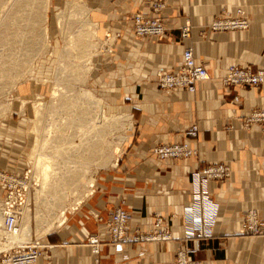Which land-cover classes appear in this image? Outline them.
I'll use <instances>...</instances> for the list:
<instances>
[{
  "label": "crops",
  "instance_id": "1",
  "mask_svg": "<svg viewBox=\"0 0 264 264\" xmlns=\"http://www.w3.org/2000/svg\"><path fill=\"white\" fill-rule=\"evenodd\" d=\"M149 1H85L96 30L109 36L110 52L100 57L102 74L115 81L110 88L115 99L128 94L130 103L121 110L131 113L133 126L116 161L96 174L92 191L75 209L72 230L44 235L41 241L54 246L35 264H92L94 258L97 264H172L179 246L190 249L188 257L201 264H264V232L247 235L241 230L248 207L257 208L264 223V130L242 124L253 107L264 105V84L225 87L220 83L229 63L264 66V0H164L163 36L134 38L128 32L132 13L146 9ZM234 7L248 17L246 31L206 29L218 11ZM184 22L190 34L181 38ZM185 46L205 66L208 79L192 93L159 89L155 70L177 65ZM234 95L236 103L231 102ZM191 125L196 126L194 138L187 134ZM183 140L196 149L195 157L164 161L147 152L156 143ZM222 160L231 163V173L227 182L214 181L210 186L216 206L213 236L203 241L184 239L182 207L190 173ZM120 203L129 214V236L151 229L152 215L159 213L172 232L171 240L106 243L103 224L96 217H106ZM97 233L104 242L92 254L86 239Z\"/></svg>",
  "mask_w": 264,
  "mask_h": 264
},
{
  "label": "rangeland",
  "instance_id": "2",
  "mask_svg": "<svg viewBox=\"0 0 264 264\" xmlns=\"http://www.w3.org/2000/svg\"><path fill=\"white\" fill-rule=\"evenodd\" d=\"M73 1L0 0V202L9 178L15 179L28 191L26 208L23 213L19 210L21 232L15 239L4 238L0 215V252L36 238L41 245L47 246L41 254L47 253L48 256L49 248L54 245L43 243L41 238L50 233L72 230L71 219L74 221L77 215L75 209L92 191L96 174L116 161L114 150H119V156L132 130L131 113L121 110L123 104L130 103L126 99L128 94L117 96L122 99L121 102L115 99L110 90L115 81L106 80L102 74L104 69L100 57L110 52V48L106 47L108 33L96 30V24L87 14L89 7L86 0H79L81 7L74 9ZM10 18H16L17 26ZM33 19H36L35 22ZM90 27L94 34L86 48L88 55L78 60L76 47L69 55L68 40H75ZM92 99L97 101L99 108ZM63 100L73 101L75 105L73 108L62 106ZM97 109H101L104 116L101 122ZM77 113H82L80 118L83 121L80 118L73 120ZM113 115L122 117L118 123L120 127L114 125V142H110L103 154L87 152V140L100 129L102 123V127L111 125ZM124 115H128V120H124ZM37 155L47 160L49 175H35ZM229 176L221 181L227 182ZM211 191L210 188V198ZM119 205L114 206L106 217H96L97 221L103 224ZM248 208L242 218L244 226L247 225L245 215ZM251 208L261 233L246 231V234L261 235L264 223L258 209ZM104 234L106 243L118 244L109 242L105 230ZM92 235L98 236L100 245L104 242L98 233ZM92 235H88L87 239ZM14 241L22 243L12 244ZM130 241L149 242L140 238Z\"/></svg>",
  "mask_w": 264,
  "mask_h": 264
},
{
  "label": "built area",
  "instance_id": "3",
  "mask_svg": "<svg viewBox=\"0 0 264 264\" xmlns=\"http://www.w3.org/2000/svg\"><path fill=\"white\" fill-rule=\"evenodd\" d=\"M166 3L164 0H150L146 9H138L132 13L131 24L128 29L129 35L134 38L162 37L164 27L161 14H164ZM250 21L240 7H234L233 11L221 9L207 23L206 29L211 33H227L231 31H245ZM190 34V26L184 22L179 28V36L186 38ZM155 82L159 89L165 91L194 92L196 86L207 80L209 75L205 66L196 61L192 49L185 46L181 51L180 62L169 69H156ZM220 83L223 86L248 85L257 86L264 84V66L251 67L248 64L229 63L220 75ZM237 95L231 102L236 103ZM243 127L258 125L264 130V105L252 108L242 119ZM189 138L196 135V126L191 125L188 129ZM147 152L158 160L173 161L178 159L193 158L196 149L188 140L163 142L151 145ZM231 172V165L224 161H212L202 167L193 169L190 173V187L187 191V202L182 207L183 238L194 240H205L213 235L216 206L210 198V186L214 181L225 180ZM24 176V175H23ZM26 188L15 179H8L6 192L1 200L6 215L4 223L7 230L15 228V209L24 201ZM251 207L246 212L247 225H243V231L254 234L261 233L257 220L254 218ZM18 212H16L17 218ZM128 212L119 205L113 209L109 218L103 223L106 235L110 243L127 242L135 239L146 241H169L172 238L170 229L163 226L162 216L153 213L152 228L148 231L132 235L131 239L127 233ZM14 223V224H13ZM260 228V229H258ZM135 236V237H134ZM138 236V237H136ZM92 254H97L100 240L98 236L92 235L87 239ZM47 247L41 245L38 239H29L21 246L13 247L7 251L0 252V264H33L41 255L42 250ZM49 247V246H48ZM190 250L179 247L176 249L172 264H201L199 260L188 257ZM92 264H97L94 258Z\"/></svg>",
  "mask_w": 264,
  "mask_h": 264
},
{
  "label": "bare ground",
  "instance_id": "4",
  "mask_svg": "<svg viewBox=\"0 0 264 264\" xmlns=\"http://www.w3.org/2000/svg\"><path fill=\"white\" fill-rule=\"evenodd\" d=\"M76 7H81L80 6V3H79V0H74L73 1V9L74 8H76ZM23 11V10H22ZM38 12V11H37ZM36 17L35 18H37V16H38V13H36V15H35ZM11 19V22L13 23V24H15L16 26H17V23L15 22L16 21V18H10ZM31 19V18H30ZM32 20V19H31ZM31 20H29L30 22H31ZM35 20L36 19H33V21L35 22ZM8 24V23H7ZM9 24H10V21H9ZM12 24V25H13ZM34 24V23H33ZM30 25H32V24H30ZM11 26V25H10ZM93 26V25H92ZM83 27V26H82ZM93 28L92 27H90V30L88 29V31H84V32H82V34L80 35V36H78V37H76V42H75V40H74V38L71 40L70 39V41L68 40V42H69V44H68V51H69V55H71V54H73V50H74V47H76V51L78 52V60H81L84 56H85V54H87V51L88 50H86V48L88 47V45L90 44V41L91 40H89L92 36H93V34H94V32H93V30H92ZM68 34V33H67ZM92 35V36H91ZM75 37V36H74ZM88 49V48H87ZM88 55V54H87ZM68 57H70V56H68ZM67 58V57H66ZM75 58V57H74ZM70 60V59H69ZM89 60V58L87 59V62H89L88 61ZM66 61V60H65ZM64 61H62V63H63ZM74 62H76V60L74 61ZM79 62H81V61H78V63ZM77 63V62H76ZM69 64V63H68ZM61 65H63V64H61ZM73 65H74V63H73ZM81 65V64H80ZM82 67V66H81ZM80 69V68H79ZM60 71V70H59ZM82 71V70H81ZM86 71V70H85ZM84 71V72H85ZM74 75V74H73ZM86 78H87V76H86ZM57 80H59V78L57 79ZM56 88V87H55ZM93 97V96H92ZM87 97H85L84 99H86ZM90 99V98H89ZM76 100V99H75ZM78 100V99H77ZM80 100V99H79ZM83 100V99H82ZM81 101V100H80ZM94 101V103L96 104V108H99V104L97 103V101H95L94 99H92V102ZM101 101V100H100ZM89 102H90V100H89ZM76 103H78L77 101H76ZM84 104V103H83ZM61 105L62 106H67V107H72L73 108V106L75 105V102H73V101H69V100H63L62 102H61ZM86 106V105H85ZM101 107V106H100ZM76 108V107H75ZM80 109V108H79ZM78 109V110H79ZM90 109V108H89ZM97 116L99 115V117H100V121L99 122H101L103 119H104V116L102 115V110L101 109H97ZM83 113V112H82ZM82 113H79V115H78V113H77V115L76 116H74L73 117V120H78L80 117H81V115H82ZM83 116V115H82ZM112 117V119H114V122L113 123H111V125L109 124V125H105V126H103L102 127V125H103V123L101 124V126H100V129L99 130H97L96 131V133H94V134H92V137L91 138H89L87 141H88V143L86 144V151L87 152H91V153H94V152H97V153H100V154H103V153H105V151H106V149H107V147H109V145H110V142H114L113 140H112V138H113V135H115V134H113V132L115 131V129H116V127H114V125H119V127H120V124H118L119 123V121H120V118H122L120 115H113V116H111ZM103 118V119H102ZM81 119V118H80ZM72 120V121H73ZM82 120V119H81ZM84 120V119H83ZM82 120V121H83ZM124 120H128V115H124ZM86 122V121H85ZM107 128H109V129H107ZM113 134V135H112ZM112 136V137H111ZM114 152H115V154H116V157L114 158V161L118 158V155H117V153L119 152V150H117V149H115L114 150ZM36 159H35V164H34V171H35V175L36 176H39V175H42V176H45V175H49V171H48V167H49V165H47V160H45L44 158H42V157H40V156H36L35 157ZM54 170V169H53ZM44 183V182H43ZM43 187H44V185H42ZM57 186V185H56ZM55 188V187H54ZM26 193H25V196H24V201H23V203H22V205L21 206H17V208L15 209V219H14V225H15V228L13 227V229H11V230H7V228H6V224L4 223V219H5V217H6V215L7 214H9V213H7V212H4V207H3V204H1V202H0V215H1V218H2V231H3V234H4V238L6 239V237H11L12 239H15L14 237L15 236H18V234L21 232V227H20V221H19V214H20V212H22L23 213V210L26 208V200H27V194H28V191H25ZM19 210H20V212H19ZM28 210V209H27ZM16 212H18V214H17V218H16ZM26 212H28V211H26ZM24 218V217H23ZM1 221V220H0ZM23 221H24V219H23ZM27 223V222H26ZM54 223V222H53ZM24 224V223H23ZM17 225H18V227H17ZM22 238V237H21ZM21 240V239H20ZM22 242H12V244H21ZM13 246V245H12ZM11 246V248H13ZM11 248H9V249H11ZM8 249V250H9Z\"/></svg>",
  "mask_w": 264,
  "mask_h": 264
}]
</instances>
